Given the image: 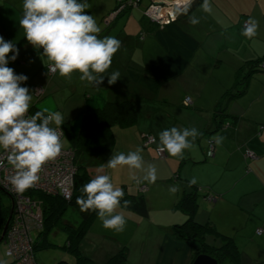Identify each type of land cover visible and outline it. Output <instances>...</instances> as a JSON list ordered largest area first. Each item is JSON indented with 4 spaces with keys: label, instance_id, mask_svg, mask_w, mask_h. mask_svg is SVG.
<instances>
[{
    "label": "crops",
    "instance_id": "crops-1",
    "mask_svg": "<svg viewBox=\"0 0 264 264\" xmlns=\"http://www.w3.org/2000/svg\"><path fill=\"white\" fill-rule=\"evenodd\" d=\"M100 1L88 0L89 7L86 11L94 16L101 28L99 36L111 35L120 40V47L113 55L112 64L107 70L111 72L117 69L121 74L113 84H108L107 77L101 84L81 81L79 72H73L67 77L60 76L58 72L47 75L45 64L49 61L46 58L43 60L40 56L42 49L34 48L27 41L24 37V30L19 25L22 15L21 0H0V36L14 42L19 49L17 59L10 60L9 66L13 67L15 72L28 76V80L23 83L32 91L33 101L30 111L33 110L35 113L43 109L51 112L61 110L63 123L73 120L72 130L77 136L82 123V115L88 109L102 107L112 100L137 97L135 123L113 125V147L103 154L83 155L84 153H80L77 157V164H83L81 165L82 170H88L92 177L98 173L109 174L116 186L121 187L124 192L144 194L148 202L149 213L143 216L134 209L121 204L116 211L122 212L126 217L123 231L104 228L95 215L81 238L80 249L83 240L92 229L101 230L104 235L111 236L116 242L112 245L113 249H106L100 257H97L94 252L89 255L93 260L96 259L99 263H103L115 254L118 248L129 244V238L133 235H130V232L137 233L143 229V234L146 235L150 233L154 225H157L163 232L160 262L192 264L195 259L194 244L191 241L177 238L172 230L175 223L182 222L186 218L185 213L177 207V202L184 193L191 192L198 187L199 192H209L210 198L205 196L199 198V208L195 219L202 222L212 221L219 232L234 237L241 250L238 263L228 259L222 264H244L242 256L247 251L252 254L251 258H255V261L263 258V252L258 251L259 243L256 240L264 234V232L257 233L259 228H264V70L251 71V66L252 63L264 59V0L230 1V7L236 11V18L242 20V28L239 27L240 33L246 21L250 18L256 20L258 26L252 37L258 35L262 38V44L259 47L238 51L236 53L238 59L226 57L223 51H227V48H208L206 53L211 57L214 56L215 63H212L214 59L207 57L208 65L213 66L214 64V68L205 70L209 73L206 78L204 75L203 83L189 84L187 86L190 89H187L186 85L174 80L181 78V75L192 65L190 62L181 73L175 76L176 78L163 80L156 93L149 92L131 80L130 73L135 71L134 69H137L136 72H141L148 66V63L142 65L139 61V68H134L132 66L133 57H135L136 47L138 49L144 46L147 33L155 36L151 29L157 23L149 19L145 12L147 6L144 5L164 2L166 9L170 11L173 10L174 3L168 0H140L136 4H131L130 9H124L121 15L115 17L114 23L110 21L106 26L103 17L109 11L108 16L112 13L116 0ZM200 2L201 0H195L193 5L200 4ZM169 14L170 12H167V15ZM108 16H105V21ZM176 18L179 21L181 19V17ZM128 28L132 30L128 32ZM11 54L10 52L9 56ZM224 66H227L226 69L228 66L234 69L235 78L237 71L240 70L245 78L240 83L241 87L237 82L235 83V79L231 89L228 79L227 82L219 78L212 79L216 68L221 70ZM226 74L229 76L227 72ZM170 80L175 81L176 91L173 94L167 91L160 98L158 93L162 83ZM208 84L217 86L214 95L211 91L207 92ZM39 85L45 88V93L41 97L34 93V87ZM235 85L236 89L238 87L241 92H238L236 96L227 97L225 95L227 92L236 90ZM187 97L192 99L190 106L183 104ZM172 126L195 127L200 135L194 139L189 137L192 147L184 150L183 157H174L167 153L166 158H161L156 151V148L160 147L159 132ZM65 134L68 133L65 132ZM148 134L154 136L155 140L147 146L144 137ZM69 136L71 143L63 148L72 147V135L69 134ZM217 136L223 137L219 144L214 139ZM209 139L215 143V153L212 157H207L206 154ZM138 145L143 149L145 167L153 164L157 169V179L154 183L146 181L137 183L131 178V172L134 171L137 176H142L143 172L130 170L126 165L118 166L117 169L100 167L107 162L112 151L127 152L130 149L134 150ZM246 150L252 152L254 156H247ZM81 154L85 159H82ZM193 177L196 178L194 184L190 183ZM170 185H177L178 191L174 194L170 193L168 191ZM261 223L263 224L260 225ZM40 230L33 232L36 240L40 236ZM207 240L217 244L223 243L222 238L215 234H208ZM261 242L260 245L264 248V239ZM36 257L39 260L37 255Z\"/></svg>",
    "mask_w": 264,
    "mask_h": 264
},
{
    "label": "clouds",
    "instance_id": "clouds-1",
    "mask_svg": "<svg viewBox=\"0 0 264 264\" xmlns=\"http://www.w3.org/2000/svg\"><path fill=\"white\" fill-rule=\"evenodd\" d=\"M22 15L19 25L24 30V37L36 49H42L40 56L46 58L48 75L58 72L60 76H70L79 72L81 81L101 84L107 77L108 84L115 83L121 74L114 69L107 70L112 64V57L120 47V40L115 36H99L101 28L94 16L87 12L88 0H21ZM195 0H174L172 18L185 15L188 22L196 25L200 18L190 14ZM200 10L212 13L210 0H201ZM257 22L250 18L242 34L252 37L256 33ZM12 53L9 56V53ZM19 55L16 44L0 36V151L6 154L8 163L14 169L10 183L18 192H23L39 180L38 173L44 164L56 158L62 151L61 133L58 129L63 123L59 112L48 109L29 114L33 95L23 82L28 76L15 72L9 61H15ZM200 135L195 127L178 128L172 126L159 132L160 151H167L171 156L183 157L184 150L192 147L189 139ZM216 143L223 137L214 138ZM142 147L134 150L112 151L109 159L100 167L117 169L128 166L130 170H141L142 176L133 171L131 178L137 183H154L157 179L155 165L145 167ZM190 183H196L193 177ZM170 193L178 191L177 185H170ZM77 196L76 203L81 210L96 212L106 229L123 231L126 217L116 211L121 206L124 190L116 186L109 174L98 173L84 183ZM129 201L123 200L126 207ZM0 264L5 261L0 260Z\"/></svg>",
    "mask_w": 264,
    "mask_h": 264
},
{
    "label": "trees",
    "instance_id": "trees-1",
    "mask_svg": "<svg viewBox=\"0 0 264 264\" xmlns=\"http://www.w3.org/2000/svg\"><path fill=\"white\" fill-rule=\"evenodd\" d=\"M133 1L139 2L140 0ZM126 4L127 6H131L130 0H126ZM149 5L150 3L147 7ZM151 30L164 49V54L156 59L153 64L145 67L141 72L132 71L130 75L133 82L141 85L151 93H156L163 80L175 77L189 65L195 51L200 46V41L182 27L179 19L171 20L166 24H155ZM263 64L264 59L252 63L251 71L259 69L264 70ZM242 79L245 78L240 73V70H238L236 75V82L238 85L243 81ZM237 89L231 90L232 92H227L225 95H227V97L236 96L238 92H241L238 87ZM136 101L137 97L132 96L122 100L108 101L102 107L88 109L82 115V123L77 136L73 134V120L66 121L61 125L64 132L72 135V147L76 153L77 163V157L80 153L87 152L93 155L103 154L113 147V125H131L135 123L137 119ZM31 112L33 113V110H31ZM207 152L208 149L206 154ZM207 157L212 156H208L207 154ZM81 165L83 164H77L78 172L71 199L67 200L61 196L46 195L40 192L35 193L44 202V226L42 230H40L39 238L36 240L33 237L35 241L34 248L38 251L42 247L44 248L49 244H53L49 241L47 233L50 227L60 224L67 231V239L62 247L76 254L77 264H95V261L89 255L84 254L80 249L81 238L96 215V212L91 209L87 211L81 210L80 206L76 203L77 196L81 195L80 189L82 185L92 178L88 170H82ZM204 196L210 198V193H203V191L199 192L198 187H196L191 192L184 193L177 202V207L185 213L186 218L184 221L174 224L172 230L174 236L179 239L191 241L194 244L195 258L200 254H208L216 258L219 264H222L228 259L234 260L235 262L237 261L238 263L241 250L235 238L219 232L216 225L210 220L202 222L195 219V214L199 208V198ZM123 200L129 201L126 206L127 208L134 209L143 216L148 215L149 206L144 194L136 195L124 192V196L121 198L122 205ZM69 206H74L81 211L82 220L77 225L62 221V215ZM11 210V207L5 205L2 207L0 205V237L7 220L10 218L12 213ZM208 234H215L221 237L223 243L221 245H216L208 242ZM127 257V247L124 246L115 254L111 255L106 262L97 264H128ZM36 260L37 264H40L37 258ZM63 261L58 264H62Z\"/></svg>",
    "mask_w": 264,
    "mask_h": 264
},
{
    "label": "rangeland",
    "instance_id": "rangeland-1",
    "mask_svg": "<svg viewBox=\"0 0 264 264\" xmlns=\"http://www.w3.org/2000/svg\"><path fill=\"white\" fill-rule=\"evenodd\" d=\"M225 1H228L229 3H226ZM230 1L231 0H210L212 5L211 14L204 13L202 10H200L199 4L193 5L192 9L190 10V14L195 13V15H197L200 18V22L196 25L190 24L188 22V17L185 15L177 16L178 18L181 17L180 24L182 25V27L186 31L193 33L196 36V38L200 41V47L197 53H195L196 55L194 56V59L190 63L192 65H190L188 67L189 69L183 75H181L180 79L178 78L174 79L186 85L185 87H188L187 85L192 83L194 84H197L198 82L203 83L204 75H206L205 76L206 78L209 73V72H205V70L210 69L211 67L214 68V64L213 66L208 65L209 62L207 60V57L214 59L212 63H215V58H213L214 56L213 57L209 56L206 53V49L211 47H215L216 49L227 48L228 49L227 51H223L224 55L229 58L238 59V57L236 56V53L238 51L251 50L252 48H257L262 44V38H260V36L257 35L255 37H246L245 35L241 34L242 31L241 33L239 32L240 28H242V20L240 19L238 20L236 18V11H234L230 7ZM115 3L116 6L112 8L113 11L111 10L112 11L111 14L113 15V16L111 15L112 22L115 19V17L119 16V14L124 9L126 10L127 8L128 9L131 8V6L129 5L127 6L126 0H116ZM167 4L169 6L171 5L170 3ZM147 5L148 3L144 6L146 7ZM172 11L173 10L169 11L168 9H165V14L166 12L171 13ZM108 13H110V11ZM108 13L105 16H108ZM105 16L103 17V21L104 24L108 26L109 23L107 22V19L110 16V14L106 18V21L104 20ZM147 16L149 17L150 15L147 14ZM171 19H173L172 15H171ZM154 22L158 24L160 20L157 19V21ZM127 30L129 32L132 29L128 28ZM145 37H146V41L144 42V46L138 49L136 47L135 57H133L134 62L132 64L134 68H139L138 67V64H140L139 61H141L142 65L148 63V66H150L156 61V59H158L160 56L164 54V49H162V47L159 45L157 39L155 38V36H153L152 33H147ZM126 50L128 49L126 48ZM240 54H242V52H240ZM226 67L227 66H224L221 70L220 68H216L215 74H213L212 79L219 78L224 82H227L228 79V83L231 86L232 83L234 82V79L236 83L235 73L233 72L234 69H232L229 66L228 69H226ZM134 70L137 71V69ZM226 72L229 74V76L226 74ZM188 80L191 82H189ZM209 85L211 84H208L206 90L207 92L211 91V94L214 95L217 86L216 85L209 86ZM241 86L242 85H239V87ZM232 87L233 86H231L230 89ZM175 89H177L175 81L170 80L168 82L162 83L158 94L161 98V96L164 95L167 91L173 94L176 91ZM187 89L190 88L188 87ZM56 112L61 113V110H57ZM70 143H71V138L69 134H65L64 139L62 140L63 146H67ZM83 153H84L83 155L88 154L86 152ZM81 157L82 159H85V157L82 156V154ZM10 202H11V198L7 194L2 192L0 205L4 207V205L6 206L7 204H10ZM62 220L70 221L72 224H78L82 220L81 211L74 206H69L68 209L63 213ZM262 224L263 223H261L260 225ZM100 231L101 230L98 229H92L91 231H89V233L87 234V236L85 237V239L81 244V250L84 254L90 255L91 252H94L96 253L97 257H100V255H102L106 251V249H113L112 245L113 243H116L115 240L112 239L111 236L110 237L106 236L104 235V232L102 231L100 232ZM134 232L135 231L130 232V235L132 234L133 235L129 238V244H125L122 246V247L127 246L128 264L163 263L160 262L159 260L163 247V243L161 240V235L163 232L161 228L157 225H154L150 233L146 235L143 234L144 233L143 229L140 232L137 233ZM47 237L49 241H51L53 244H49L47 247L44 248L42 247L38 251L35 250L34 248L35 241L33 243L34 254L35 256L36 255L38 256L41 264H58L63 260L64 261L62 262V264H77L76 254L62 247L67 239V231L64 229L62 225L57 224L50 227L47 233ZM263 237L264 234L260 235L258 237L259 239L256 240V242L259 243L258 251L263 252L264 255V250H263L264 248L260 245V243H262L261 241L264 239ZM210 243L221 245L214 242H210ZM7 249H8V245L5 243V241L3 240L2 242H0V260L5 261V264H11L13 258L7 254ZM242 249L244 250L245 248ZM251 255L252 254L249 251H247L246 254L242 256L244 264H264V256L263 258L258 259V261H255V258H251ZM94 261L95 264L99 263L98 260L96 259ZM225 264H229V263H225Z\"/></svg>",
    "mask_w": 264,
    "mask_h": 264
},
{
    "label": "built area",
    "instance_id": "built-area-1",
    "mask_svg": "<svg viewBox=\"0 0 264 264\" xmlns=\"http://www.w3.org/2000/svg\"><path fill=\"white\" fill-rule=\"evenodd\" d=\"M130 2L131 4L138 3V1L133 0H130ZM165 9L164 2H153L145 12L150 15L151 20L157 21L159 19L160 24H166L172 19L171 13L167 15L166 12L165 14ZM111 15L107 19L108 23L112 20L111 17L113 15ZM54 73L52 72L51 74ZM34 93L36 96L41 97L45 93V88L41 85L35 86ZM191 103L192 99L190 97L184 100V105L186 106ZM29 114L33 113L29 110ZM58 131L61 133L62 139L65 135L64 129L60 127ZM154 140L155 137L151 134L144 137V142L147 146L152 144ZM208 144L207 154L208 156H214L215 145L213 140H209ZM157 153L162 158L167 157V151H160V147H157ZM246 154L247 156H254L249 150H246ZM77 172L78 166L74 148L62 147L61 153L56 158L44 164L38 173L39 180L34 186L23 192H18L10 183V177L14 174V169L8 163L6 154L0 151V200L2 192L7 194L11 198V202L6 206L12 208L10 218L6 223L9 225L4 237V241L8 245L7 254L13 258L11 264H37L33 250V232L42 229L44 226V202L35 193L40 192L46 195L61 196L69 200L73 196ZM263 232V227L257 231L258 234Z\"/></svg>",
    "mask_w": 264,
    "mask_h": 264
},
{
    "label": "water",
    "instance_id": "water-1",
    "mask_svg": "<svg viewBox=\"0 0 264 264\" xmlns=\"http://www.w3.org/2000/svg\"><path fill=\"white\" fill-rule=\"evenodd\" d=\"M168 1L171 3H174V0H168ZM160 3H163V2H160ZM8 225L9 224H6V226L4 227V230H3L2 235L0 237V242H2L4 240ZM192 264H219V261L216 258H214L208 254H200L194 259Z\"/></svg>",
    "mask_w": 264,
    "mask_h": 264
}]
</instances>
